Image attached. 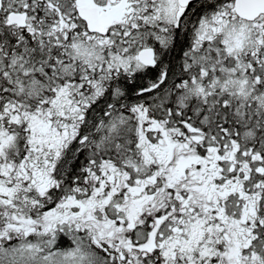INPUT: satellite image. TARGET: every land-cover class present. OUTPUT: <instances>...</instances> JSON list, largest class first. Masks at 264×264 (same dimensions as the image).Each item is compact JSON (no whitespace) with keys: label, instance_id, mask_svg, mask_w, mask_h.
<instances>
[{"label":"snow or ice","instance_id":"obj_1","mask_svg":"<svg viewBox=\"0 0 264 264\" xmlns=\"http://www.w3.org/2000/svg\"><path fill=\"white\" fill-rule=\"evenodd\" d=\"M0 264H264V0H0Z\"/></svg>","mask_w":264,"mask_h":264}]
</instances>
